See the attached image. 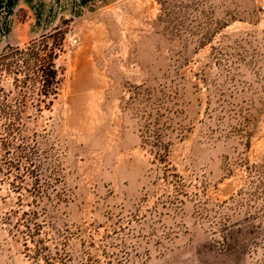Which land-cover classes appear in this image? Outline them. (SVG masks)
<instances>
[{
	"label": "rangeland",
	"instance_id": "rangeland-1",
	"mask_svg": "<svg viewBox=\"0 0 264 264\" xmlns=\"http://www.w3.org/2000/svg\"><path fill=\"white\" fill-rule=\"evenodd\" d=\"M55 29L58 94L4 154L0 264H34L29 210L70 264H264V0H0V52Z\"/></svg>",
	"mask_w": 264,
	"mask_h": 264
},
{
	"label": "trees",
	"instance_id": "trees-1",
	"mask_svg": "<svg viewBox=\"0 0 264 264\" xmlns=\"http://www.w3.org/2000/svg\"><path fill=\"white\" fill-rule=\"evenodd\" d=\"M62 41L63 32L55 29L41 39L23 45H7L0 52V127L6 135L0 137V150L4 152L0 153L3 156L0 158V173L3 169L17 168V165L19 168V164H14L4 154L15 145L13 139L21 128L23 113L29 107L35 111L48 108L58 94L62 72L56 60L62 50ZM4 76L10 78L9 89L2 85ZM14 147L20 150L19 156H23L26 148ZM37 218L36 210L23 212L17 225L22 226L20 232L24 237L26 255L34 264H70L65 243L61 241L51 246L46 240L47 232Z\"/></svg>",
	"mask_w": 264,
	"mask_h": 264
}]
</instances>
